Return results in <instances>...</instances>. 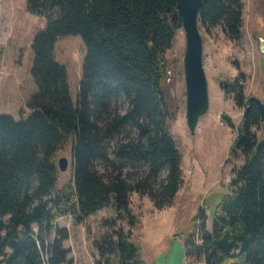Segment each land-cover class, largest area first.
I'll use <instances>...</instances> for the list:
<instances>
[{"label":"trees","instance_id":"16d2710c","mask_svg":"<svg viewBox=\"0 0 264 264\" xmlns=\"http://www.w3.org/2000/svg\"><path fill=\"white\" fill-rule=\"evenodd\" d=\"M27 8L46 26L32 46L38 92L30 116L16 121L0 115V263L71 264L63 246L69 233L59 227L60 218L83 222L111 208L110 225L121 220L139 228L130 194L146 195L162 209L183 184L185 148L171 130L164 91L170 66L178 70L166 51L183 28L176 0H27ZM244 10L243 0H202L199 24L207 31L221 27L240 42ZM72 35L86 45L76 104L67 70L54 55L58 39ZM229 88L245 109L226 159L233 164L231 191L215 208L212 231L202 221L201 244L192 235L185 247L205 264H264V141L257 135L263 121L243 84ZM71 143L72 180L59 188L58 157ZM115 235L94 242L98 264H144L139 244L121 230Z\"/></svg>","mask_w":264,"mask_h":264},{"label":"rangeland","instance_id":"374dc122","mask_svg":"<svg viewBox=\"0 0 264 264\" xmlns=\"http://www.w3.org/2000/svg\"><path fill=\"white\" fill-rule=\"evenodd\" d=\"M243 1L244 37L240 42L226 37L221 27L207 31L199 24L204 44L209 108L200 117L193 134L186 121L185 78L177 75L178 70L183 71L186 48L183 29L176 32L171 48L166 51L167 61H176L178 65V70L170 66L164 85L172 118L171 130L181 137L185 148L183 184L173 203L157 209L148 196L131 193L130 209L141 221L139 228L121 220L110 225L111 208L86 217L83 222H75L71 216L60 218L59 227L69 233L63 246L69 250L71 264H98L101 258L94 242L100 239L112 241L118 230L139 244L144 264H190L194 260L187 255L186 240L194 235V242H200L198 227L202 221H206V229L212 231L215 208L231 191L233 164L226 163V159L245 109L237 105L233 93H227V90L238 82L243 84L246 96L256 97L264 104V0ZM45 26L44 17L28 11L27 0H0V115L12 116L16 121L30 116L29 103L38 92L32 73V46L35 36ZM54 55L67 70L71 100L76 104L86 45L79 35L62 37L55 44ZM242 73L245 77H241ZM221 81H226L227 90L220 89ZM119 108L123 110L122 106ZM227 117L234 129L227 124ZM257 135L264 141V121ZM114 145L112 142L111 146ZM72 152L71 143L58 157L69 160L68 170L60 172L59 188L72 180ZM242 163L243 157L238 156L236 165ZM97 167L104 171L101 164L98 163ZM201 212H204V218ZM2 220L8 223L10 216ZM33 230L36 233L37 227L34 226ZM54 238L55 233L51 241ZM47 259L44 254V261ZM2 260L0 257V262Z\"/></svg>","mask_w":264,"mask_h":264},{"label":"water","instance_id":"95a60500","mask_svg":"<svg viewBox=\"0 0 264 264\" xmlns=\"http://www.w3.org/2000/svg\"><path fill=\"white\" fill-rule=\"evenodd\" d=\"M178 20L186 38V48L183 56V71L186 84V121L189 131L195 132L197 123L209 108L208 80L204 67V44L199 27V11L202 0H176ZM264 50V48H263ZM219 87L227 90L226 81H221ZM249 102H255L264 121V104L256 97H250ZM250 106L248 107V109ZM69 160L58 158L60 172H66Z\"/></svg>","mask_w":264,"mask_h":264},{"label":"built area","instance_id":"2783aa9c","mask_svg":"<svg viewBox=\"0 0 264 264\" xmlns=\"http://www.w3.org/2000/svg\"><path fill=\"white\" fill-rule=\"evenodd\" d=\"M229 181V178H228ZM199 245L201 244V240L199 239ZM190 264H205L203 260H193Z\"/></svg>","mask_w":264,"mask_h":264}]
</instances>
